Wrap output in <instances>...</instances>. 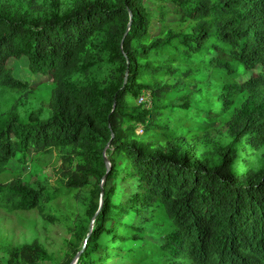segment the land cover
<instances>
[{"label":"trees","instance_id":"trees-1","mask_svg":"<svg viewBox=\"0 0 264 264\" xmlns=\"http://www.w3.org/2000/svg\"><path fill=\"white\" fill-rule=\"evenodd\" d=\"M159 1L171 3L189 30L153 34L150 26L165 20L164 11L157 17L143 0H0L1 91L26 85L7 66L12 56H26L31 72L55 82L46 109L30 112L27 121L17 114L0 120V171L16 156L24 161L30 150L55 147L63 162L89 172L92 227L75 249H82L78 264H94L113 244L122 250L119 244L137 238L138 221L156 204L173 224L159 246L163 264H264V0ZM195 63L228 75L217 85L221 111L235 93L248 94L217 157L196 153L182 138L159 141L172 120L181 122V106H189L188 93L180 103L169 93L198 90L183 79L200 74ZM143 91L148 103L137 102ZM238 159L245 170L234 167ZM105 173L133 179L131 190L120 195L122 182L103 189ZM61 191L11 181L0 184V205L44 210ZM122 227L132 234L123 237ZM10 252L28 264L41 258L37 241Z\"/></svg>","mask_w":264,"mask_h":264},{"label":"rangeland","instance_id":"rangeland-1","mask_svg":"<svg viewBox=\"0 0 264 264\" xmlns=\"http://www.w3.org/2000/svg\"><path fill=\"white\" fill-rule=\"evenodd\" d=\"M147 10L162 17L164 21L155 20L150 26V31L161 33L165 30L187 31L188 21L181 19L179 13L175 12L171 3H163L159 0H143ZM172 65L183 66L177 62ZM7 66L10 67L12 76L22 83L24 87L7 88L1 91L0 87V120L9 118L13 114L19 115L23 121L28 120L30 112L39 113L46 109L49 104L51 91L55 82L51 76H42L33 73L29 69L26 56L9 57ZM199 69L195 78H183L185 81H195L198 90L186 92L176 91L169 93L168 97L175 103H180L181 95H186L189 106H181L185 109L181 112V122L177 119L171 122V131L168 137H162L160 142L177 140L182 138L196 153L209 157L218 156L217 146L222 137L228 134L229 123L233 120H240L244 114L243 105L247 99V91L235 93L231 102L221 111L217 106V85L225 82L228 75L219 68L203 69L200 63L191 65ZM242 75L241 69H239ZM105 157V165L108 171L111 165ZM11 159L5 170L0 171V184H7L11 181H20L29 185L34 190L61 185L62 191L47 203L44 210L38 207L28 209H16L8 211L0 205V263L2 264H28L19 258L11 259L10 251L16 250L23 244H30L37 241L41 249V258L35 264H78V258L82 249L75 252L79 243H83V232L88 223L87 192L91 189L94 178L89 172H80L76 161L65 163L55 147L45 152L29 151L24 161ZM239 160V161H238ZM235 168L243 171L247 167L238 159ZM257 157L250 162L256 164ZM79 163V162H78ZM86 163V161L84 162ZM105 173L99 182L103 189L113 190L116 182L120 184V195L129 192L133 179H108ZM83 180L90 181L80 183ZM80 186L79 188H76ZM102 202V193L99 196ZM138 209L132 208L130 213L134 216V222L138 219ZM138 221L140 229L137 238L126 240L119 245L122 250H117V244L111 245L108 254L99 252L94 256V264H163L166 252L160 249V243L173 228L167 213L160 204L146 213V220L140 218ZM123 237H129L132 230L119 228ZM80 241V242H79ZM80 244V245H81ZM80 253L75 259V255ZM74 254L73 258L71 255ZM100 259H104L100 260ZM69 262V263H68Z\"/></svg>","mask_w":264,"mask_h":264},{"label":"built area","instance_id":"built-area-1","mask_svg":"<svg viewBox=\"0 0 264 264\" xmlns=\"http://www.w3.org/2000/svg\"><path fill=\"white\" fill-rule=\"evenodd\" d=\"M150 101V93L148 91H143L137 98L138 103H148ZM136 132L139 134L142 132L140 126H138Z\"/></svg>","mask_w":264,"mask_h":264},{"label":"water","instance_id":"water-1","mask_svg":"<svg viewBox=\"0 0 264 264\" xmlns=\"http://www.w3.org/2000/svg\"><path fill=\"white\" fill-rule=\"evenodd\" d=\"M104 176H105V175H104ZM91 227H92V224H90L89 230H91ZM79 254H80V253H77V254L75 255L74 258L76 259V258L79 256Z\"/></svg>","mask_w":264,"mask_h":264}]
</instances>
